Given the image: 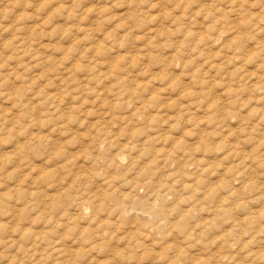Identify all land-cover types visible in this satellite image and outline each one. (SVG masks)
Here are the masks:
<instances>
[{
    "label": "rangeland",
    "instance_id": "1",
    "mask_svg": "<svg viewBox=\"0 0 264 264\" xmlns=\"http://www.w3.org/2000/svg\"><path fill=\"white\" fill-rule=\"evenodd\" d=\"M0 264H264V0H0Z\"/></svg>",
    "mask_w": 264,
    "mask_h": 264
},
{
    "label": "bare ground",
    "instance_id": "2",
    "mask_svg": "<svg viewBox=\"0 0 264 264\" xmlns=\"http://www.w3.org/2000/svg\"><path fill=\"white\" fill-rule=\"evenodd\" d=\"M163 24V23H162ZM257 26V25H256ZM222 35V34H221ZM221 37V36H220ZM215 42H217V41H215ZM167 111V110H166ZM99 153V152H98ZM120 165V164H119ZM169 175V174H168ZM164 195V194H163ZM165 197V196H164ZM151 207V206H150Z\"/></svg>",
    "mask_w": 264,
    "mask_h": 264
}]
</instances>
